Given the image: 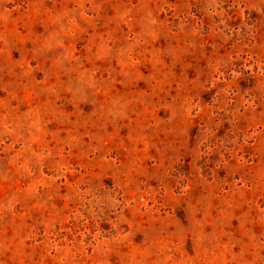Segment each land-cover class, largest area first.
<instances>
[{
    "label": "rangeland",
    "instance_id": "1",
    "mask_svg": "<svg viewBox=\"0 0 264 264\" xmlns=\"http://www.w3.org/2000/svg\"><path fill=\"white\" fill-rule=\"evenodd\" d=\"M0 264H264V0H0Z\"/></svg>",
    "mask_w": 264,
    "mask_h": 264
}]
</instances>
